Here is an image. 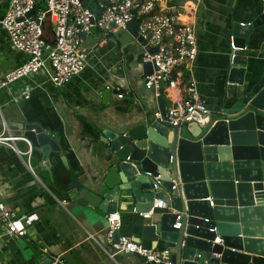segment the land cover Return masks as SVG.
<instances>
[{
	"label": "crops",
	"instance_id": "1",
	"mask_svg": "<svg viewBox=\"0 0 264 264\" xmlns=\"http://www.w3.org/2000/svg\"><path fill=\"white\" fill-rule=\"evenodd\" d=\"M9 1L0 0V18ZM263 10L264 0H203L191 18L199 45L194 77L208 106L223 104L235 89L228 81L233 24L252 22ZM43 34L46 40H54L52 22L44 23ZM84 47L89 54L88 65L67 84L56 86L48 67L0 90V134L5 124V136H25L24 125L37 123L57 132L62 147V153L50 152L49 164L33 147L29 163L26 141H11L13 147L0 142L1 200L17 213L16 225L27 231L25 236L11 237L0 220V264H44L57 255L67 264H153L135 252L111 256L113 249L106 236L108 217L77 203L76 193H69V186L75 183L78 191L91 190L107 147L103 130L138 132L146 121L156 119L160 110L154 91L144 85L141 56L145 46L127 31L107 34L95 28L85 36ZM249 49L247 66H263L264 25L255 28ZM25 59L0 26V75ZM107 88L111 93L106 103L102 93ZM125 92L129 93L125 98L117 96ZM181 94V88L164 86L161 98L166 108ZM160 201L165 202H155ZM117 212L143 217L135 212L134 205L127 208L125 203ZM139 235H133L138 242Z\"/></svg>",
	"mask_w": 264,
	"mask_h": 264
},
{
	"label": "water",
	"instance_id": "2",
	"mask_svg": "<svg viewBox=\"0 0 264 264\" xmlns=\"http://www.w3.org/2000/svg\"><path fill=\"white\" fill-rule=\"evenodd\" d=\"M82 1L100 14L99 0ZM27 16L36 19L35 10ZM262 25L264 10L252 22L233 24L237 49L230 52L228 81L235 89L223 104L208 106L205 124L179 127L156 118L135 133L103 130L107 147L91 190L69 186L76 202L108 216L122 203L148 213L162 199L166 209L144 218L138 237L143 247L171 249L173 264H264V65L247 66L252 34ZM138 29L134 18L124 31L156 51ZM143 69L148 74L156 66L144 62ZM110 93L104 90V102ZM158 104L164 118L161 97ZM24 135L47 164L50 152L62 153L57 132L27 123ZM120 234L114 233L116 241ZM217 236L222 243L215 242Z\"/></svg>",
	"mask_w": 264,
	"mask_h": 264
},
{
	"label": "built area",
	"instance_id": "3",
	"mask_svg": "<svg viewBox=\"0 0 264 264\" xmlns=\"http://www.w3.org/2000/svg\"><path fill=\"white\" fill-rule=\"evenodd\" d=\"M44 1L43 8L36 9ZM203 0H99L101 12L95 15L82 0H10L8 7L0 18V26L7 33L11 46L23 53L26 59L0 75V90H3L20 79L38 74L48 67L51 68V81L56 86L67 84L74 76L80 74L88 65L89 54L84 47L85 36L93 29L105 33L124 29L128 22L139 20V35L147 43L157 47L156 51H145L141 61L151 62L156 66L152 73L144 74V85L153 90L157 98L162 97L164 86L181 88V97L174 100L166 110L165 117L158 110L157 118L168 124L182 127L188 123L205 124L210 114L208 105L203 101L198 84L194 77L195 61L199 52L195 18ZM35 10V18L27 16ZM54 25V40L48 42L44 38L43 25L48 15ZM188 16L189 20H186ZM231 49H237L234 37L230 40ZM244 49H247L245 47ZM128 92L119 93V98H125ZM0 134V142L11 144L16 139H23L28 145L25 152L29 155V163L33 151L30 140L25 136H5ZM35 174L33 167L29 165ZM167 203L155 202L152 210L142 213L149 217L155 209H166ZM17 213L8 207L0 196V220L6 228L7 235L25 236V228H19L15 223ZM107 243L113 249L111 256L117 253L135 252L142 255L147 263L173 264L171 249L146 248L133 236L120 234L118 241L114 233L121 230L122 218L119 212L107 216ZM182 214L177 216L176 226L181 227ZM91 237H94L91 235ZM216 243H222L221 237H216ZM45 254L48 248H43ZM44 264H67L61 256H53Z\"/></svg>",
	"mask_w": 264,
	"mask_h": 264
},
{
	"label": "trees",
	"instance_id": "4",
	"mask_svg": "<svg viewBox=\"0 0 264 264\" xmlns=\"http://www.w3.org/2000/svg\"><path fill=\"white\" fill-rule=\"evenodd\" d=\"M45 6V2L41 1L36 9L43 8ZM50 42L49 40H47ZM122 218V226H121V234L133 236L136 232L139 235L141 233V229L143 226L144 218L139 214H133L128 212L121 213Z\"/></svg>",
	"mask_w": 264,
	"mask_h": 264
},
{
	"label": "rangeland",
	"instance_id": "5",
	"mask_svg": "<svg viewBox=\"0 0 264 264\" xmlns=\"http://www.w3.org/2000/svg\"><path fill=\"white\" fill-rule=\"evenodd\" d=\"M47 19V18H46ZM52 28H53V31H54V25H53V23H52ZM51 33V32H50Z\"/></svg>",
	"mask_w": 264,
	"mask_h": 264
}]
</instances>
